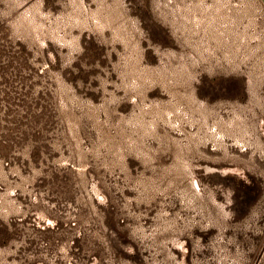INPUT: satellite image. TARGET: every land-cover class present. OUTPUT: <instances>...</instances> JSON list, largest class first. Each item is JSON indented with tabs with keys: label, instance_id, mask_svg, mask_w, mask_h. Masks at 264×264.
Masks as SVG:
<instances>
[{
	"label": "rangeland",
	"instance_id": "1",
	"mask_svg": "<svg viewBox=\"0 0 264 264\" xmlns=\"http://www.w3.org/2000/svg\"><path fill=\"white\" fill-rule=\"evenodd\" d=\"M0 264H264L261 0H0Z\"/></svg>",
	"mask_w": 264,
	"mask_h": 264
},
{
	"label": "crops",
	"instance_id": "2",
	"mask_svg": "<svg viewBox=\"0 0 264 264\" xmlns=\"http://www.w3.org/2000/svg\"><path fill=\"white\" fill-rule=\"evenodd\" d=\"M261 2L264 4V0H261Z\"/></svg>",
	"mask_w": 264,
	"mask_h": 264
}]
</instances>
